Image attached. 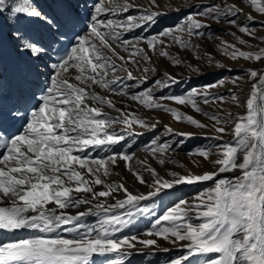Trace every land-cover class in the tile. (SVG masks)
<instances>
[{
	"label": "snow or ice",
	"instance_id": "1",
	"mask_svg": "<svg viewBox=\"0 0 264 264\" xmlns=\"http://www.w3.org/2000/svg\"><path fill=\"white\" fill-rule=\"evenodd\" d=\"M249 7L264 17V0H249ZM159 9L157 0L147 6L135 0H0V233L8 235L0 239V264H97L96 257H108L102 264H127L144 249L171 251L161 240L182 249L163 264H264V46L244 39L264 44V35L248 23L255 20L264 30V19L245 13L236 0H211L189 6L181 23L144 35L165 15ZM209 18L235 28L241 35L228 34L249 49L221 40L226 57L262 67L168 95L157 90L179 83L170 74L151 86L146 75H134L157 72L154 55L171 58L168 38L198 50L192 37L211 29ZM245 78L251 87L242 101L235 89ZM225 83L233 85L227 97L211 91ZM114 97L210 129L214 135L205 138L216 143L189 155L210 161L213 170L161 175L132 151L133 138L143 135L136 127L154 131L160 121ZM200 101L230 102L245 111L207 112ZM172 104L187 105L209 123ZM164 133L167 139L153 136L142 147L160 166L172 162L167 153L198 135L167 124ZM121 164L147 191L111 179L121 176L115 171ZM203 183L209 186L156 215L143 238L122 234L152 211L148 201Z\"/></svg>",
	"mask_w": 264,
	"mask_h": 264
},
{
	"label": "rangeland",
	"instance_id": "2",
	"mask_svg": "<svg viewBox=\"0 0 264 264\" xmlns=\"http://www.w3.org/2000/svg\"><path fill=\"white\" fill-rule=\"evenodd\" d=\"M135 2L139 5L147 6L149 0H135ZM210 2L211 0H157V3L160 5L159 10L165 13V15L160 16L158 20L152 24L151 27L154 28L153 32H149L150 34L146 35L156 34L163 28L181 23L184 19V16L189 10V6L194 4H207ZM236 2L241 7H243L245 13L251 11L256 20L264 19V17H261L259 14L255 13V11L249 7V0H236ZM176 8H179L180 11H175L174 9ZM239 19L244 20V16L241 15ZM206 22L211 25V29H202L205 35L200 37H192V43L198 45V50L181 49L171 40V38H168L165 41L167 45L166 50L169 52L171 58L154 55L152 57V66L157 69V72L142 73L134 71V75L137 77L146 75L148 77V86H151L156 79H161L162 81L166 79V77L162 75L163 73L170 74L177 81H179V83L172 84L166 89L157 90V95H168L169 93L180 94L182 92H187L191 88L201 89L204 85L213 84L218 82L219 80L229 81L236 75L243 76L245 69L250 66L262 67V65H259L254 61H244L243 59H240L239 61H233L230 57H226L218 46L221 40L229 43H235L237 47H243L244 50H249L246 45L241 46L238 41H236L235 37L229 35L228 32L232 31L237 32V35L241 34L235 28H230L229 25L223 21L217 23L209 18ZM248 23L257 27L260 35H264V30L259 29V25L255 23V20L248 21ZM209 31H211L213 35L209 36ZM244 39L249 40V43L252 45L264 46V44H260L258 40L251 39L247 36H244ZM208 56L212 57L211 63L207 59ZM174 58H178L183 62L180 64H175L173 62ZM144 66L146 65L141 62V67ZM246 81L247 78H245V82H241L239 84L238 89H235L236 91H238V94L242 101L247 97L249 89L251 87L250 83ZM229 88H233V85L231 83H225L223 87L213 88L211 89V91L217 94H223L225 95V97H227V89ZM120 99H123L126 103H128L131 108L139 110L140 114L151 122L155 123L157 120L160 121L154 131H146L139 126L136 127V132L143 133V135L133 138L135 140L133 149H139L140 151L144 152L142 150L143 145L148 143L153 138V136H160L163 139H167L168 137L164 133L165 124L170 125L176 132L198 133V135L194 139L187 140L182 147L167 153V155L171 157L172 162L167 163L165 166L158 165L155 159L150 157V154L144 152L145 155L143 159L147 158L148 163L159 169L165 177H167L168 171H176L180 173L191 171L193 173H198L203 170H213V165L210 161H203L196 155H189V152L197 146L206 147L209 144L216 143V141L214 140L205 138L206 136L210 137L214 135L210 129H197L194 126L188 125L184 122H177L175 119H173L171 114L165 113L161 110L143 109L136 102L130 101L128 97H123ZM167 103L171 104V102ZM200 104L204 111L207 112H220L222 110L224 114L229 112L233 114H242L245 111L244 108L237 107L230 102H225L224 104H220L219 102H210L209 104L205 105L202 101H200ZM172 106L179 107L181 111L194 115L196 118L201 119L204 123H209V121L204 116L193 112L187 105L179 106L172 104ZM230 138V136L224 137L225 140H229ZM176 139L180 138L176 137ZM217 158V156L212 157V159ZM193 161H195L196 163L194 164ZM181 165H183V167H181ZM196 165H200V167H197ZM124 175L126 178L125 183L130 189L147 191L145 186L140 185L134 181L132 174L129 173L126 169H124ZM145 176L149 180V182H151V178L148 177L147 173L145 174ZM208 186L209 184L207 183L181 185L177 186L175 188L176 191L174 192H172V190H168L165 194H162L154 198L153 200L148 201V206L152 211L149 214L137 217L134 221V224L129 228L124 229L122 234L125 236L138 234L143 238V233L148 228H150L151 223L154 221V217L156 215L161 214L164 209L169 207L177 199H191V197H193L198 191ZM87 222L91 223V221L89 220H87ZM116 235L120 236L121 233H117ZM159 242L162 248L168 247L171 249V251L167 253L163 251H157L155 252V254H153V249H144L143 254L134 253L130 258H128L127 264H163L164 261L182 254V249H180L178 246L173 247L171 244L163 240ZM137 247L139 248L141 246L137 245ZM107 258L108 257H96L95 259L98 260L97 264H102V261ZM111 258H115V254H112ZM193 264H195V262H193Z\"/></svg>",
	"mask_w": 264,
	"mask_h": 264
},
{
	"label": "bare ground",
	"instance_id": "3",
	"mask_svg": "<svg viewBox=\"0 0 264 264\" xmlns=\"http://www.w3.org/2000/svg\"><path fill=\"white\" fill-rule=\"evenodd\" d=\"M153 29H154L153 27H150V28L148 29V31L145 32V35H146V34H150L151 32H153ZM150 30H152V31H150ZM149 32H150V33H149ZM114 99H117V101H118V105H119V104H126V105H128V103H126L123 99L116 98V97H114ZM113 114H115V113H113ZM132 151L136 153L137 157H139V158H141V159L144 158L145 153L142 152V151H140L139 149H133V147H132ZM153 167H154V166H153ZM115 171H116V172H120V173H121V176H120V177L113 176V177H111V179H113V180H120V179L122 178V179L124 180V182H126V181H125L126 178H125V175H124V168H123V165L121 164V166L118 167V168H116ZM157 171L160 172L161 175H163L162 172H161L159 169H157ZM163 176H164V175H163ZM174 191H176V189L172 190V192H174ZM73 211H74V210H73ZM86 219L89 220V221H91V222H93L95 218H86Z\"/></svg>",
	"mask_w": 264,
	"mask_h": 264
}]
</instances>
